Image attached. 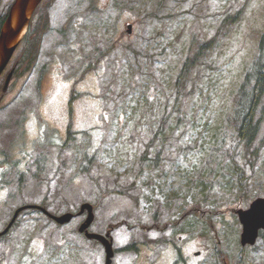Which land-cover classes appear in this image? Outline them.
<instances>
[{"label": "rangeland", "instance_id": "rangeland-1", "mask_svg": "<svg viewBox=\"0 0 264 264\" xmlns=\"http://www.w3.org/2000/svg\"><path fill=\"white\" fill-rule=\"evenodd\" d=\"M37 16L0 99V231L20 206L86 202L113 264H264V232L242 247L235 214L264 197V121L245 144L232 119L264 0H44ZM85 217L22 212L0 264H104Z\"/></svg>", "mask_w": 264, "mask_h": 264}, {"label": "water", "instance_id": "water-1", "mask_svg": "<svg viewBox=\"0 0 264 264\" xmlns=\"http://www.w3.org/2000/svg\"><path fill=\"white\" fill-rule=\"evenodd\" d=\"M41 1L42 0H14L11 4L5 21L0 28V75L8 64L20 41L22 40L30 22L31 16ZM129 32L130 28L128 27V33ZM11 75L12 71L8 74L5 80L3 91H5ZM24 208L25 207L15 211L11 222L8 224L5 230L0 233V236L8 231L18 213ZM41 210L59 224L67 223L72 218L71 214H64L60 217H54L48 214L45 210ZM84 210L87 211L88 216L85 222L80 226L79 232L84 233L88 239H95L102 243L106 253L105 264H110L111 258L113 256L111 242L108 241L107 236L104 237L101 235L88 233L87 228L93 221V209L91 205L86 203L81 206L79 214L83 213ZM236 213L238 215L240 224L242 225V232L240 235L241 246L253 245L258 237L259 230L264 229V198H259L253 201L248 210H238Z\"/></svg>", "mask_w": 264, "mask_h": 264}, {"label": "trees", "instance_id": "trees-1", "mask_svg": "<svg viewBox=\"0 0 264 264\" xmlns=\"http://www.w3.org/2000/svg\"><path fill=\"white\" fill-rule=\"evenodd\" d=\"M11 0L0 7V27L6 17L8 6ZM239 17V14L228 18L231 23ZM28 38V37H27ZM26 38V39H27ZM213 41L202 43L199 46V52L194 57H188L184 62L177 83L183 81L188 76L195 62L200 58V53L208 50L213 46ZM27 41L21 44L22 54L26 51L24 47ZM21 57V56H20ZM264 29L257 43V52L244 73L241 84L237 91V98L233 110L232 119L235 122V131L237 139L245 144H251L260 132L261 125L264 121Z\"/></svg>", "mask_w": 264, "mask_h": 264}]
</instances>
